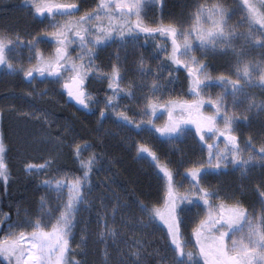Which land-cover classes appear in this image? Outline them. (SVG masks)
Returning <instances> with one entry per match:
<instances>
[{
  "label": "trees",
  "instance_id": "16d2710c",
  "mask_svg": "<svg viewBox=\"0 0 264 264\" xmlns=\"http://www.w3.org/2000/svg\"><path fill=\"white\" fill-rule=\"evenodd\" d=\"M12 1H17L18 4L22 2ZM3 2L4 0H0V33L8 35L6 30L9 28L21 30L22 20L12 7L7 10L8 15H3L2 11L6 8ZM250 2L257 11L264 13L262 0ZM184 7L186 5L183 1V4H170L168 9L171 15L180 16L183 15ZM167 42L169 43V39L163 44ZM152 47L151 50L141 52L150 63L146 64L144 70L140 69L144 73L140 79L132 78V48L130 54L121 50L113 55L110 52H96V57L106 66L107 76L112 74L113 68L119 69L121 82L118 89L123 92L120 93L121 100L111 104L122 103L126 112L134 113L139 106H148L149 101L170 102L175 101L170 99L176 97H191L188 93V80L191 79L188 73L176 64L170 69V60H165L156 46ZM166 69L169 71L165 72ZM176 83L178 89L175 91ZM108 84L98 82L95 88L98 91L106 90ZM69 100L63 81L43 82L37 76L32 81V77H25L24 74L12 77L6 75L0 79L1 131L8 149L6 161L9 166L6 170L7 179L0 177V209L5 215L0 239L7 227L14 222L12 203H29L34 199L31 181L24 175H12L16 169L13 163L14 157L17 158L14 154L15 142L18 140L16 136L24 138L38 130L58 133L59 136L68 132V135L64 134V140L70 148L73 143L77 142V145L74 146L75 149L66 147L62 150L57 160L58 167L83 177L85 169L81 163L93 160L88 182L83 189V202L76 206L74 212L72 263L173 264L174 248L166 231L141 211V205L151 208L160 207L163 203L165 195L160 176L161 166L176 174L175 185L180 188L183 187L180 185L181 179L185 178L187 171L197 167L207 170L206 154L209 150L192 132V138L162 140L152 128L137 130L131 127L129 120L134 115L124 114L128 116L127 122L121 119L120 114L111 118L100 116L101 105L106 104L105 102L89 103L86 104V110H81ZM258 121L260 120L253 119L249 123V129H253L252 133L255 132L253 135L257 142L264 138V122L260 124ZM141 135H145L146 139H140ZM141 145L150 149L156 159L153 160L147 153H141ZM77 146L80 149L79 155L76 154ZM260 169L262 174L244 170L240 164H234L231 170L223 168L221 171L208 172L211 177L208 174L203 180L206 185L219 190L218 198H223V201L225 199L231 205L248 207L263 202L264 199V165ZM249 172L251 174L247 176ZM179 216L181 237L184 238L190 229H187L182 214ZM0 264L11 263L0 256Z\"/></svg>",
  "mask_w": 264,
  "mask_h": 264
},
{
  "label": "rangeland",
  "instance_id": "374dc122",
  "mask_svg": "<svg viewBox=\"0 0 264 264\" xmlns=\"http://www.w3.org/2000/svg\"><path fill=\"white\" fill-rule=\"evenodd\" d=\"M98 1L101 2V0ZM183 1L186 5V7L183 8V15H171L170 10L168 9L169 5L175 2L183 4ZM108 2L115 3L119 2V0H108ZM129 2H131V0H129ZM3 3H5L6 8L3 9L2 14L8 15V13L6 12L12 7L15 12L20 14L22 20V28L21 30H18L16 27L6 30V34L8 33V35L6 36L11 41V43H9L5 49V59L7 63L0 65V79L1 77L6 75H10L12 77L24 74L26 70L34 68L38 65L40 56H42L45 60L52 58L57 47L55 37L52 35V33L56 30L53 26L75 24L76 21L80 19V16L68 18L59 17L52 21V25L48 22V20L44 23H39L37 19L38 13L36 12L35 5L40 3L56 4L55 2H53V0H22L21 4H18L17 1L4 0ZM249 4H252L250 0ZM163 6L165 8L164 12L162 9ZM216 6L222 7L226 10V15L224 18V30L225 32L231 30L230 43H221L220 40H216L214 44H207L206 46L201 47L200 39L197 37V32L192 30L197 24L196 13L200 9L209 10L214 9ZM96 9L97 8L92 9L91 13H88L86 9L85 13L94 15ZM168 10L169 12H167ZM163 16L165 17L166 22L162 20ZM214 18L215 17H213V19ZM140 20L143 25L151 28L160 27L164 24L166 26L171 25L176 27L178 34L180 32H191L190 40L193 49L192 55L195 56L196 60L200 61V63L205 66L207 75L210 77L209 80H205V84L210 85L209 87L205 88L204 85H201V89H203L201 91V96H203L206 101L209 99L215 100L217 97H223L224 107L221 109L219 116H217V127L221 129H223L224 127L220 119L221 116L227 114L229 117L234 118L232 124V134L237 137L238 144L242 152V161L247 159L250 152L254 157H256L250 163L244 165L243 169L249 171L252 170L253 172L262 174V170L260 169V167L264 164H262L259 159V150L262 146H264V138L258 140V142L255 141V136L253 135L255 134V132L252 133L253 129H249L251 126L249 123L253 119L260 120L257 123L264 122V111H260L257 107H254L252 105L253 101L256 105L264 102V87L259 86V71L256 68L257 64L264 62V49H262L260 45L255 41L248 39V34L249 32H251L252 35L255 36L256 41H264V35H261V33H264V28H261L260 24L257 23L250 24L248 12L243 0H152L151 3H147L144 6L141 12ZM93 21V24L91 23L82 26L91 30L85 34L86 39L89 40L94 39L92 32H94L98 26H106L109 23V20L103 16L100 20ZM113 23L117 25L123 24L124 20H116L113 21ZM131 23H135L134 16L131 18ZM199 24L202 32H206L213 28L212 19L209 18L207 11L200 15ZM144 34L145 33H139L136 40L132 43L127 42L128 36L126 34L124 37L125 43H121L119 35L116 32L112 33V37H115V39L119 40L116 44H118L117 46L122 52L128 51V54H130L132 50L130 56H134V61L133 58L131 60V63L132 61L134 63V67L132 70L134 74L132 72L131 73L133 74L132 78L134 79H140L144 74L141 72L146 67V64L150 63L148 62L149 59L141 54L142 51L146 50L145 46L148 42L156 46V49L160 50V53H163L165 60H169L168 57L171 54L172 45L171 39L169 37L161 35L159 33L148 34V37H145ZM96 35H100V33H96ZM69 36L71 39H75V37L71 33H69ZM163 38H168L169 43L167 42V44H163ZM113 40L114 39L109 38L107 40L101 41L103 45H107L108 43L110 44ZM82 49L83 48L81 47V44L78 40H76V42L74 43H71L67 48L69 58L76 64L81 63V60L79 59L81 57V54H79L78 52H80ZM184 59L185 62H187L191 67V61L187 58ZM8 63L12 65V69H9L7 67ZM166 63H168V61H166ZM170 64L169 68L171 69L173 63H171L170 61ZM245 64L248 65L249 74L252 77L251 83H245L243 78L242 69ZM177 66L188 73V70L183 66V64ZM238 69L240 71H238ZM168 71L169 70L167 69L165 70V72ZM137 72L139 74H137ZM33 74H35L36 76L39 75L36 72H34ZM220 77H226L231 81L239 80L240 86L244 88L243 93H239L237 94V96L233 97L230 94L231 86L220 84ZM65 80H67V78H65ZM188 81V93L189 95H191V97H188L187 99H180L176 97L170 100H175L176 102L191 103L195 99L191 92V79ZM174 87L176 91V89H178L177 83ZM167 89L169 90V86ZM122 92L123 91L121 89V93ZM24 94L23 97L25 96ZM68 98L72 100V103L77 102L75 99L69 96ZM153 104L156 105V110L154 114H150L147 116L144 115V112H152L151 108H149L148 106H139L137 110H134V113H131L129 111H125V108L123 106L124 104L122 103L111 104L110 107L104 104L101 105L102 112H100V116L101 113L109 118L121 113L128 116L134 115L132 116V118H130L131 121L129 120L131 127L136 128L137 130H141L146 127L152 128L155 131L156 128H163L168 125L169 111H172V119H183L187 118L189 115L187 112L181 114L180 109L171 110L169 108V101H161ZM201 112L205 116H211L215 114V108L208 103H205ZM97 118H99V116H97ZM149 121L151 122L149 123ZM137 125H139V127H137ZM1 126L0 110V139H2L5 147V151L3 153V162L6 165L7 170V168H9L6 161L8 149L6 148L7 145L3 140ZM184 128L185 131L183 134H174L171 137L161 135L156 131L155 133L162 140H173L178 137L192 138L193 134H195L199 142H201V144L205 148L208 149V144L218 146L213 148L215 149V151H212L213 156H215L218 151H226L224 137H220L219 139H207L208 136H211V134L208 133L206 134V142H204L200 141L199 135L195 131V125L187 124L184 125ZM64 134L68 135V132ZM64 134L59 136L58 133L50 134L47 132H43V130H38L35 134L30 133L24 138H22L23 136L20 137V135L16 136L18 140L15 142L14 154H16L17 158L14 157L13 160V163L16 165V169L14 171L12 170V175H24L25 178L31 181V187L34 190V199H32L29 203L20 201H17V203H12L15 213L14 222L7 227L4 236L0 239V244L4 243L5 241H13L21 231L25 233H31L35 230L33 225H35L36 223H39L44 231H51L52 225H54L59 219L60 213L64 210V205L68 200L69 185L76 179H83L80 174H72L67 172L66 169L58 167L57 160L62 153V150L66 147L68 149L70 148L68 142L64 140ZM140 139L145 140L146 136L141 135ZM251 139V143L252 145H254V150L246 146L247 143L251 141ZM76 145L77 142L73 143V146L70 149H73ZM206 155L209 160V152H207ZM208 160L206 164L207 170L201 169V175L204 177V174L206 172L208 173L213 170L221 171L223 168H229V170H231L234 167V164L229 160L227 166H222L220 169L210 168L208 165ZM28 165H34V167L29 169ZM210 174L209 177H211ZM250 174V172L247 173V176H249ZM162 175L163 173L160 171V176L162 177ZM175 175L176 174H173L174 178ZM161 180L164 184L165 200L166 183L162 178ZM45 181L50 182V184H46ZM56 181L64 182V187L60 192L53 191ZM204 182L205 181L203 179L200 181L202 187L206 188L211 193H218L219 190L217 188L214 189L209 185H206ZM173 184L176 192L179 195H191L192 193H195L193 182L189 177V171L186 172L185 178L181 179L180 185L183 187H176L175 179L173 181ZM83 189L84 185L81 189L82 196H84ZM191 198L194 201L197 200V197L195 195H192ZM222 199L218 198L217 196L214 199H209V204L212 206L211 210L214 214L219 210L220 205H223L225 210L227 208L238 205L228 204L225 199L224 201ZM198 203L199 206H196V204L186 203L180 205V207L184 208L185 211L179 214H182L183 220H185L187 223V229H190L189 234H186V237L183 238V236L181 237V228L179 225L180 238L183 244L186 246L185 251L193 253V261L189 262V264H194V261L196 260H200L202 262L203 259L199 255V246L196 245L195 237L193 236V230L196 228L199 221L206 217L208 213V207L203 205V201H198ZM42 204L44 205L43 208ZM163 205L164 201L161 204L160 208H163ZM243 208L247 210L248 216L255 222H260L261 218L264 217V199L263 202L260 201L257 204ZM179 214L178 218L180 221ZM4 220L5 215L0 209V230ZM157 222L166 231L169 242L172 245V238L168 234L167 225H165L163 221L157 220ZM229 235H231V233ZM68 241V250L65 253L64 260L65 264H73L71 258L73 244L72 231L68 236ZM25 247H27V245H25ZM172 247L174 248L175 246L172 245ZM7 259L11 264H15L14 258Z\"/></svg>",
  "mask_w": 264,
  "mask_h": 264
},
{
  "label": "snow or ice",
  "instance_id": "6c2138e0",
  "mask_svg": "<svg viewBox=\"0 0 264 264\" xmlns=\"http://www.w3.org/2000/svg\"><path fill=\"white\" fill-rule=\"evenodd\" d=\"M152 0H119V2L110 3L108 0H101L97 5L95 14L85 13L80 17L75 24L54 25L56 29L52 35L55 37L57 44L55 54L52 58L45 60L42 56L39 57L38 65L34 68H30L24 72L27 77H33V73L36 72L40 76L57 77V83L64 79V76L68 73L71 75L66 81L63 82V88L67 90V95L75 99L78 103L84 104V84L92 68L91 64V49L87 47L90 44L92 47H96L100 44L101 40H107L112 37V33L116 32L121 43H125L124 37L127 34L129 43L136 40L139 33L153 34L159 33L165 35L171 39V54L169 60L176 65H181L188 70V76L191 78V92L195 99L191 102H169V108L171 110L180 109L181 114L187 112L189 115L183 119H172V111H169V123L163 128H156L155 131L161 135L171 137L172 135H181L184 133V125H195V131L199 135L200 141L206 142V134L210 133L207 139H219L225 138V152L218 151L215 156L212 155V149L218 147L217 145L208 144L209 160L208 165L210 168L220 169L222 166H227L229 160L233 164H240L241 167L247 165L256 157L250 152L246 160H241V149L238 144L237 137L232 134L233 119L227 114L221 116L220 119L223 123V129L217 127V116H219L221 109L224 107L223 97H217L215 100H205L201 96V85L205 88L210 85L205 84V80H209L205 66L200 61L195 59L192 55V43L190 40L191 32H180L174 26H160L151 28L143 25L140 20L141 12L147 3H151ZM246 6L250 24H260L261 28H264V13L257 11L256 7L249 4V0H243ZM76 5H56L51 3H40L35 5L36 12L43 16L45 12L52 14L54 10L65 9L62 14L70 15L67 11L68 8H75ZM261 7H264V0H262ZM207 11L210 19H212L213 28L202 32L199 24L200 15ZM226 10L222 7L216 6L214 9L203 10L200 9L196 13L197 24L192 29L197 32V37L200 39V46L204 47L207 44H214L216 40H220L221 43H230L231 30L225 32L224 30V18ZM106 17L109 23L106 26H98L97 29L92 32L94 39L86 41L85 34L89 29L82 27L89 24L93 20H100L101 17ZM135 17V23H131V18ZM213 17H215L213 19ZM124 20L123 24H114L113 21ZM71 33L75 39H71L69 36ZM100 33V35H96ZM264 35V33H261ZM179 37V39H178ZM207 38V39H206ZM248 39L255 41L264 49V41H256L255 36L251 32L248 34ZM78 40L81 47L84 48L89 55V63L84 64L83 57H80V64H76L72 61L67 52V48L71 43ZM11 43L8 37L4 34H0V65L6 64L5 49L7 45ZM191 61V67L185 59ZM9 69H12L10 63L7 64ZM259 71V86L264 87V62L256 65ZM238 71H240L238 69ZM242 74L245 83H251L252 77L249 74L248 65L245 64L242 69ZM203 77V78H202ZM119 80V69L113 68L111 81L109 87L113 88L116 82ZM219 82L222 85L231 86V95L237 96L239 93H243L244 88L240 86L239 80L231 81L226 77H220ZM155 87V86H153ZM106 106H111V98L107 100ZM205 103L215 108V114L211 116H205L201 110ZM254 107H257L260 111H264V102L256 105L252 102ZM87 107V105H85ZM148 107L152 112H145V115L154 114L156 105L151 101L148 103ZM103 116V113H101ZM123 121H128V117L123 113L120 114ZM151 121H149L150 123ZM139 127V125H137ZM248 148L254 150V145L249 141L246 145ZM5 151L2 139H0V177L7 179L6 165L3 162V153ZM139 151L141 153H147L156 159L155 154L150 149L140 146ZM259 159L264 164V146L260 148ZM80 149L77 146L76 154L79 155ZM93 160L90 159L87 162H82L81 166L85 169L83 173V179H76L68 187L69 197L64 205V210L60 213L59 219L51 227V231H44L39 223L33 225L34 231L31 233H25L21 231L19 235L11 242L5 241L0 244V256L5 258H14L15 264H65V253L68 250V236L73 228V219L75 208L78 204L83 202L82 198V186L87 184L88 177L92 168ZM34 165H28V168H33ZM160 171L163 173L162 179L166 183V198L164 200L163 208L160 207H147L141 205V211L146 213L151 221H163L167 225L168 234L171 236L172 245H174V257L173 264H189L193 261V253L185 251V245L180 238L179 225L180 221L178 214L185 211L181 208L182 204H196L199 206L198 201H203V205L208 207V213L206 217L199 221L196 228L193 230V236L195 237L196 245L199 246V255L203 258L194 261V264H264V217L260 222L253 221L247 214V210L243 207L236 205L225 210L223 205L219 206V210L214 214L212 212V206L209 204L210 198H215L218 193H211L206 188L202 187L200 181L204 178L201 175V168H192L189 170V177L193 182L195 193L191 195H179L174 188V176L173 172L166 167H161ZM210 173H205L208 175ZM46 184L50 182L45 181ZM64 187L63 181H56L53 191L60 192ZM195 195L197 200H193L191 197ZM44 205L42 204V208ZM231 233V235H229ZM27 245V247H25Z\"/></svg>",
  "mask_w": 264,
  "mask_h": 264
},
{
  "label": "flooded vegetation",
  "instance_id": "af4514ba",
  "mask_svg": "<svg viewBox=\"0 0 264 264\" xmlns=\"http://www.w3.org/2000/svg\"><path fill=\"white\" fill-rule=\"evenodd\" d=\"M53 2L56 3V5H64V6H69V5H76V9H72L67 10L68 12H70V15H65L62 14L63 12L60 11V9L58 10H54V12L52 14H49L47 12L44 13L43 16L39 15L37 16L38 22L39 23H44L45 21L48 20L49 23L53 24V20H55L56 18H68V17H82L85 15V10L87 9L88 13H91V10L94 8H97V5L100 3V1L98 0H53ZM162 6V5H161ZM63 9V8H62ZM164 9V6L163 8ZM65 11V9H64ZM162 20L164 22L165 21V17H162ZM94 21H91L89 24H93ZM163 26H166L163 24ZM141 34V33H140ZM143 35V34H142ZM141 35V36H142ZM117 36V35H114ZM145 37H148V35L144 34ZM89 39H86V41ZM168 38H163L162 42L167 41ZM117 39H114L110 44L108 43L107 45H103L102 41L100 42L99 45H97L96 47H92L90 44L87 45V47L89 49H91V64H92V68L89 71V74L87 76V79L85 81L84 84V101L85 104H89V103H93V104H97V103H102V102H106L107 100H109L111 98L112 102H119L121 100V96L120 93L121 91L118 89V86L120 87V82H121V78H119V80L116 82V84L114 85L113 88L110 89L109 84L107 85L108 88H106V90H101L98 91L95 88V85L99 82H108L110 83L111 81V76L112 74H110L109 76H107L105 74V68L106 66H103L100 59H98V57H96V52L101 53V54H105V52H110L111 55L116 54V52H120V48L117 46L118 43ZM153 44L148 42L147 45L145 46V49L147 50H151L153 47ZM151 47V48H150ZM102 51L104 53H102ZM79 54H81V57H83V62L84 64H88L89 63V55L88 52L83 48L80 52H78ZM77 53V54H78ZM63 74V73H62ZM71 74H63L64 79L61 81H66L65 78L68 79V77ZM36 75L33 74L32 77V81L35 79ZM37 79L41 80V81H53L56 82L57 81V77H53V76H48L47 74H45V76H37ZM66 90V89H65ZM67 92V90H66ZM116 98L115 100L113 98ZM70 102H72V100H69ZM75 101V100H73Z\"/></svg>",
  "mask_w": 264,
  "mask_h": 264
},
{
  "label": "water",
  "instance_id": "95a60500",
  "mask_svg": "<svg viewBox=\"0 0 264 264\" xmlns=\"http://www.w3.org/2000/svg\"><path fill=\"white\" fill-rule=\"evenodd\" d=\"M72 9H76V8H68L67 10L71 11ZM60 11L64 12V9L61 8ZM75 105L81 110H86V107H85L86 104L85 103L84 104H80L78 102H75Z\"/></svg>",
  "mask_w": 264,
  "mask_h": 264
}]
</instances>
